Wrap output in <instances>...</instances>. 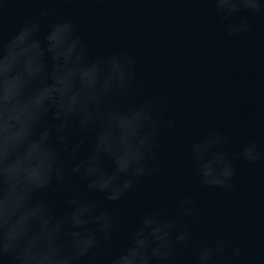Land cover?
I'll use <instances>...</instances> for the list:
<instances>
[{
  "label": "clouds",
  "instance_id": "9594fccd",
  "mask_svg": "<svg viewBox=\"0 0 264 264\" xmlns=\"http://www.w3.org/2000/svg\"><path fill=\"white\" fill-rule=\"evenodd\" d=\"M10 2L0 0V264H172L179 245L196 249V264H230L229 248L241 258L242 249L228 238L196 244L190 225L181 227L178 216L196 219V197L188 194L147 212L127 242L101 260L116 231L106 202L122 200L160 170V134L175 125L165 120L171 93L133 100L141 91L136 55L126 49L93 54L71 17L57 15L47 24L28 17L6 35ZM207 2L230 37L249 32L253 16H264V0ZM53 13L40 10L44 18ZM226 143L213 130L189 145L200 184L234 187L236 164ZM235 159L256 164L264 151L252 140ZM53 192L61 194L63 212Z\"/></svg>",
  "mask_w": 264,
  "mask_h": 264
},
{
  "label": "water",
  "instance_id": "95a60500",
  "mask_svg": "<svg viewBox=\"0 0 264 264\" xmlns=\"http://www.w3.org/2000/svg\"><path fill=\"white\" fill-rule=\"evenodd\" d=\"M4 8L6 35L28 17L47 24L58 15L74 20L93 54L133 52L141 85L133 100L171 93L165 120L172 118L175 125L160 134V170L142 178L122 200L106 202L116 231L101 260L127 242L147 212L172 207L193 194L195 222L174 215L181 227L190 225L196 244L226 237L243 253L233 258L229 248L230 264H264V161L235 159L252 140L264 151V16H253L249 32L230 37L207 0H12ZM45 8L54 13L41 17ZM213 130L227 137L223 150L236 164L231 189L200 184L188 154L194 140ZM49 195L63 212L61 194ZM196 255L195 248L179 245L172 264H196Z\"/></svg>",
  "mask_w": 264,
  "mask_h": 264
}]
</instances>
